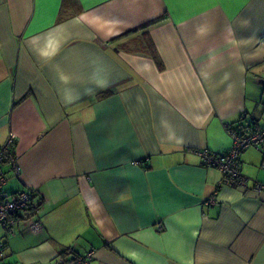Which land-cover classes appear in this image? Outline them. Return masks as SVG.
I'll use <instances>...</instances> for the list:
<instances>
[{"label": "crops", "instance_id": "1", "mask_svg": "<svg viewBox=\"0 0 264 264\" xmlns=\"http://www.w3.org/2000/svg\"><path fill=\"white\" fill-rule=\"evenodd\" d=\"M232 123L264 126V0H0L4 191L44 225L0 226V264H264V145L248 190L200 154Z\"/></svg>", "mask_w": 264, "mask_h": 264}, {"label": "built area", "instance_id": "2", "mask_svg": "<svg viewBox=\"0 0 264 264\" xmlns=\"http://www.w3.org/2000/svg\"><path fill=\"white\" fill-rule=\"evenodd\" d=\"M229 126V133L233 138V146L227 152H213L203 149L200 151L202 162L206 166L217 167L223 174L218 183V189L222 186H230L238 189L248 190L250 179L242 173L241 155L249 147L259 148L264 145V126L253 125L247 132H241L240 127ZM15 144L14 135H10L6 141L0 142V226L5 229L7 235L16 233V226L19 221L25 222L34 232L41 231L43 221L39 217L42 204V195L35 189H24L17 192H6L4 186L7 184L8 177L4 170L8 166L17 177L21 175V165L16 152L13 150ZM264 168V163L262 164ZM252 189L264 194V181H254ZM212 196L207 203H216ZM158 230H164L162 222L157 224ZM5 243L0 240V257L4 254ZM93 254L78 255L72 260V264H89ZM59 258V264H65L68 260L64 257Z\"/></svg>", "mask_w": 264, "mask_h": 264}, {"label": "trees", "instance_id": "3", "mask_svg": "<svg viewBox=\"0 0 264 264\" xmlns=\"http://www.w3.org/2000/svg\"><path fill=\"white\" fill-rule=\"evenodd\" d=\"M235 123H237V122H235ZM235 123H232V125H229V126H231V127H233L234 125H235ZM239 123H241V122H239ZM253 126V125H252ZM252 126H244L243 124H241V125H239L238 127H240V128H242L241 129V132H247L249 129H250V127H252ZM13 150H14V148H13ZM15 151V150H14ZM65 255H68V253H67V251H64V252H62L61 253V255H59L60 257H65ZM73 256L71 257V259L70 260H74L75 259V257L76 256H78L77 254H72ZM80 255V254H79Z\"/></svg>", "mask_w": 264, "mask_h": 264}]
</instances>
